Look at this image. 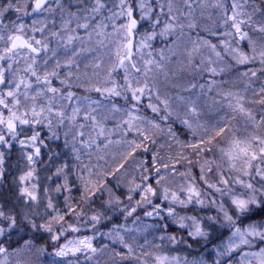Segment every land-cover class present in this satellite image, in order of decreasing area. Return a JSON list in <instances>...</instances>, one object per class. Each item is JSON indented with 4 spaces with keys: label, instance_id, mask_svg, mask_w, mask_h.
Masks as SVG:
<instances>
[{
    "label": "snow or ice",
    "instance_id": "1",
    "mask_svg": "<svg viewBox=\"0 0 264 264\" xmlns=\"http://www.w3.org/2000/svg\"><path fill=\"white\" fill-rule=\"evenodd\" d=\"M17 147L24 207L0 204V264L47 252L35 234L52 264H264V6L0 0V180Z\"/></svg>",
    "mask_w": 264,
    "mask_h": 264
},
{
    "label": "trees",
    "instance_id": "2",
    "mask_svg": "<svg viewBox=\"0 0 264 264\" xmlns=\"http://www.w3.org/2000/svg\"><path fill=\"white\" fill-rule=\"evenodd\" d=\"M255 2L258 4V6H264L263 4V1L262 0H255ZM182 132L181 129H179V133ZM181 138H183V136H181ZM185 140V138H184ZM183 141V140H182ZM193 141V140H192ZM192 141H189V142H192ZM56 144H59L61 143L60 141H57L55 142ZM54 147H55V144H54ZM57 151H59L60 149H56ZM19 153V148H15L11 153L9 154H6V158L7 159H11L12 157L16 156L17 154ZM5 158V159H6ZM193 159H195V157L193 156ZM9 162H12V161H9ZM5 162V173H4V177H3V182H2V185H1V188H0V202L2 204H4L6 207L8 208H22L24 207L23 204H22V201L19 197V185H18V177H19V171L17 170V166L19 167V162L18 164L16 165V163L13 161V164H9ZM48 162L45 161V164H47ZM56 163H59L58 160H56ZM38 172L40 173L41 175V186L42 188L43 187H49V186H54L53 182H47L45 183L44 181V175H45V169L44 167L40 166L38 167ZM110 179H112L110 177ZM61 203V206H62V201L60 202ZM41 209H44L43 208V203H41V205L38 207V211L40 212H43V210ZM101 226L100 227V231H103L105 230L106 228ZM102 229V230H101ZM82 235L86 234V235H91V231H87V232H82L81 233ZM72 234H70L71 236ZM33 238V233L31 232H28V231H22V232H19L18 234L14 233L12 238H11V241H10V244H11V248H15L17 246H22L23 245V242L25 240H29V239H32ZM35 239H36V242H37V246H43L47 249V252H44L42 253V255H38V256H35L33 255L32 257H34V260L37 261L39 260L40 262H44V261H48L50 262L52 260V255H49L50 253L54 252V248H53V244L54 242L53 241H50V239L48 238V235L47 234H44V235H40V234H35ZM94 244L97 246V247H100L102 244H106L104 242V237H99L97 238V240L94 242ZM6 247L9 246L8 243L5 244ZM117 247V245H114L112 246V250H115V248ZM10 248V250H11ZM115 251H121V247H119L117 250ZM98 257V256H97Z\"/></svg>",
    "mask_w": 264,
    "mask_h": 264
},
{
    "label": "rangeland",
    "instance_id": "3",
    "mask_svg": "<svg viewBox=\"0 0 264 264\" xmlns=\"http://www.w3.org/2000/svg\"><path fill=\"white\" fill-rule=\"evenodd\" d=\"M262 1H263V4H264V0H262ZM9 15H11L13 18H15V14L10 13ZM32 19H34V17H32V16L25 17L24 18V22L30 24L31 21H32ZM57 25H58V18H57ZM51 26L52 25L50 24L49 27H51ZM52 46L53 47L55 46V41H53V45ZM208 104L210 105L211 104V101H209ZM255 107H258V105H256ZM200 119H201V123L205 126V128H207L208 131L211 132L212 131V128L215 125V112L214 111H202V114H201ZM175 127H176V130H177L178 134L180 135V138H181V136H183V138H181V140L186 141V142H189V141H192L193 140L192 142H196L197 138L191 136L190 134H188V131L184 128L183 125H180L179 123H177L175 125ZM179 129H181L182 132L179 133ZM200 132H201V135H203L204 129H201ZM184 138H185V140H184ZM213 143H215V141ZM53 147H54V145H53ZM186 151H191V150L188 149ZM9 161H12V162H9ZM13 161L16 163V165L19 162V167L17 166V170L19 171V174L21 175L23 173V171L25 170L26 161L22 157V155L20 154V151H19V153L16 156L12 157L11 159H7V158L5 159V162L6 163L9 162V164H13ZM58 162H59V160H58ZM109 163L110 164H114L115 162L110 160ZM129 163H131V161H129ZM4 168H6L5 165H4ZM2 182H3V179L0 180V188H1ZM49 187H51V186H49ZM54 202H55V200H54ZM0 204H2V203L0 202ZM41 210L44 211V209H41ZM146 222L147 223H151L152 221H146ZM128 226L129 227H133V225L131 224L130 221H129ZM105 231H108V228H106L105 230H103L101 232H105ZM72 235H76V234H72ZM80 235H82V234H80ZM71 236H70V238H71ZM148 238L151 239V236H149ZM104 242L109 245V249L110 250H112V246H114V245H117V247L115 248V250H117L119 247H121L118 244H110L109 241H108V239H107V237H104ZM193 248L198 251V246L193 245ZM176 254H178V255H187L188 253L187 252H177ZM195 254H196V252L193 251L192 252V255H195ZM39 255H42V253H40ZM31 259H32V264H52V261L53 260H60L62 258L52 257V260L50 262H48V261H44V262L41 261L40 262L39 260L35 261L34 260V257H32V256H31ZM83 259H84L83 256H81L80 257V260L83 261ZM93 259H94V261L98 260L99 261V264H111L112 252L111 251H106L104 253H100V254H98V257H94ZM126 264H128V262H126ZM132 264H134V262H132Z\"/></svg>",
    "mask_w": 264,
    "mask_h": 264
}]
</instances>
